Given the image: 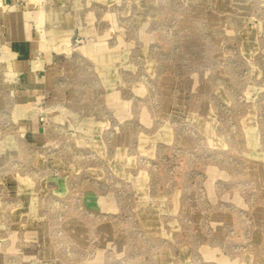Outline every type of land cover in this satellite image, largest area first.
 I'll list each match as a JSON object with an SVG mask.
<instances>
[{
  "label": "rangeland",
  "instance_id": "1",
  "mask_svg": "<svg viewBox=\"0 0 264 264\" xmlns=\"http://www.w3.org/2000/svg\"><path fill=\"white\" fill-rule=\"evenodd\" d=\"M0 264H264V0H0Z\"/></svg>",
  "mask_w": 264,
  "mask_h": 264
},
{
  "label": "crops",
  "instance_id": "2",
  "mask_svg": "<svg viewBox=\"0 0 264 264\" xmlns=\"http://www.w3.org/2000/svg\"><path fill=\"white\" fill-rule=\"evenodd\" d=\"M16 20L17 18L14 16L9 20L11 22V25H9V29L6 31V39L8 41L7 49L8 52H10L12 55L17 56V60L12 64L13 69L23 72V79H25L24 83L26 85L28 84L29 86H32L31 84L33 81L30 72L27 71V65L29 64V59L34 54L35 50L38 48L41 49L42 46L40 42L37 41V36H35L32 32H27L24 29L18 27V25L15 24ZM59 38L60 37H58L57 34H55L54 36L52 35V41L50 42L49 47L50 52L53 50L58 51L61 48V45L59 44L61 43V41L58 40ZM109 59V56L103 53L102 55H100V58L96 59V62H102L104 65V70H107L106 68L109 66V63L107 62ZM104 78H106V76ZM47 82L48 80L46 79V76L44 80L40 81V83H43L45 85L47 84Z\"/></svg>",
  "mask_w": 264,
  "mask_h": 264
}]
</instances>
